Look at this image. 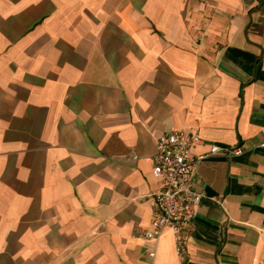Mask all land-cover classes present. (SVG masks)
I'll return each instance as SVG.
<instances>
[{"label": "crops", "instance_id": "1", "mask_svg": "<svg viewBox=\"0 0 264 264\" xmlns=\"http://www.w3.org/2000/svg\"><path fill=\"white\" fill-rule=\"evenodd\" d=\"M172 130L241 148L195 168L188 260L141 235ZM263 140L264 0H0V264H264Z\"/></svg>", "mask_w": 264, "mask_h": 264}, {"label": "built area", "instance_id": "2", "mask_svg": "<svg viewBox=\"0 0 264 264\" xmlns=\"http://www.w3.org/2000/svg\"><path fill=\"white\" fill-rule=\"evenodd\" d=\"M199 142L196 134L182 130H172L157 137L151 173L160 186L149 196L150 228L141 231V235L149 240H156L168 231L175 253L186 260L189 259L187 236L192 229L191 221L204 196L196 189L193 179L198 162L208 155L231 157L241 153V148L211 144L207 155L196 154L194 147ZM259 145L264 147V140ZM148 254L153 257L154 249Z\"/></svg>", "mask_w": 264, "mask_h": 264}]
</instances>
